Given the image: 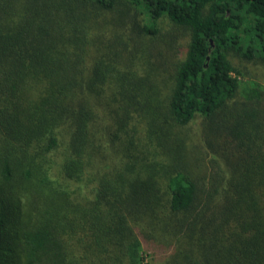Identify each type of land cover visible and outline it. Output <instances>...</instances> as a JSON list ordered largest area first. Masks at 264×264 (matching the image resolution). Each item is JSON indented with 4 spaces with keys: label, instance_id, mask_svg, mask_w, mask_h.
<instances>
[{
    "label": "trees",
    "instance_id": "obj_1",
    "mask_svg": "<svg viewBox=\"0 0 264 264\" xmlns=\"http://www.w3.org/2000/svg\"><path fill=\"white\" fill-rule=\"evenodd\" d=\"M231 53L264 61V0H0V264H264V84Z\"/></svg>",
    "mask_w": 264,
    "mask_h": 264
},
{
    "label": "rangeland",
    "instance_id": "obj_2",
    "mask_svg": "<svg viewBox=\"0 0 264 264\" xmlns=\"http://www.w3.org/2000/svg\"><path fill=\"white\" fill-rule=\"evenodd\" d=\"M126 7V6H123ZM122 19L124 21H120L119 17L117 22H122V23H129L132 21L134 18L137 19L135 16L132 19L131 12L128 9L123 8L122 10ZM139 21L141 22L143 19L140 17L138 18ZM160 24L162 28L159 30V34L155 35H147L144 38V41L148 45H153V40L154 42H157L158 44L153 45L154 47L157 46V48L154 50V54L152 55V60L156 62L157 56H159L160 52H169V53H175L174 56H177L179 58L183 52L184 49V39L187 36V32L184 31L183 29L176 28L174 27L167 18H163L160 20ZM110 35L109 38H111L112 41L116 42L118 50L123 54L125 57L126 55V48L129 47L131 41L136 40V35L134 32L130 29L129 26H123V25H116V26H106V27H101V40L103 35ZM105 41V39H103ZM183 43V45H182ZM150 51V50H148ZM126 58V57H125ZM230 60L234 64V66L240 71L239 78L243 81H247L248 79L252 80H259L262 84H264V61H261L260 59L257 58V55H254L253 58H246L243 56H239L236 54H232L230 56ZM149 69L150 67H146ZM170 69L168 70V72ZM196 119L195 121H197ZM195 121L193 122V126H190L185 133L186 141L189 142L193 140L197 144V148L202 150L203 152H208L206 158H205V171L203 173V178L205 181H208L210 176V173L213 169L217 168L218 164H221L220 161H216L211 158V150L207 149L204 147L203 144L198 142V131L197 126L195 125ZM195 147L193 148V150ZM219 162V163H218ZM52 176V188L53 190L58 194L59 193H64V196L68 198L69 203L74 206L75 203L79 202L81 198H84L85 194V189L77 185L76 182H69L65 181L64 183L62 181V172L61 171H53L51 173ZM80 193V194H79ZM73 208L69 209L68 211L72 210ZM145 259L146 261H151V259H155V261L158 258H152L151 253H146L145 254Z\"/></svg>",
    "mask_w": 264,
    "mask_h": 264
}]
</instances>
